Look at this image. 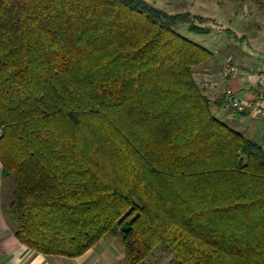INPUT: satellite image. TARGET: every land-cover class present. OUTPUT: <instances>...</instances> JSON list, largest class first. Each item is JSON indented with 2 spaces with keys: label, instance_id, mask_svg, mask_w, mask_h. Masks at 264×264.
<instances>
[{
  "label": "trees",
  "instance_id": "16d2710c",
  "mask_svg": "<svg viewBox=\"0 0 264 264\" xmlns=\"http://www.w3.org/2000/svg\"><path fill=\"white\" fill-rule=\"evenodd\" d=\"M206 20L144 0H0V161L19 242L72 259L120 237L127 264L161 249L176 264H264V148L215 115L235 113L197 78L217 48L177 32L209 34Z\"/></svg>",
  "mask_w": 264,
  "mask_h": 264
},
{
  "label": "rangeland",
  "instance_id": "374dc122",
  "mask_svg": "<svg viewBox=\"0 0 264 264\" xmlns=\"http://www.w3.org/2000/svg\"><path fill=\"white\" fill-rule=\"evenodd\" d=\"M149 4H152L160 9L165 10L167 13L176 14V13H188L192 20L193 15L203 16L207 20L202 26L208 27L210 33L206 35H196L189 31V26L183 24L177 28V32L190 38L195 42L201 44H206L211 49L219 51L217 55V60L219 63H224L228 57L226 63L241 64L245 61L248 63V67L251 69L257 70L259 68L257 52L254 48L248 46L244 41L237 39V33H232L228 31L226 27L229 23L228 20H231V24L234 29H238L237 25H242L246 21H252V19L258 21L259 17L254 15L256 12L254 0H144ZM225 6V7H221ZM245 8L247 9V14L245 13ZM246 15H245V14ZM211 17H215V20H212ZM244 16V17H242ZM222 19V21L218 20ZM247 19V20H245ZM225 21V22H224ZM196 24H199V20H194ZM262 30L259 31V34L264 36V22L261 20ZM250 32V37L256 36L257 33L253 34ZM236 62V63H235ZM238 62V63H237ZM217 117L226 122L229 126L233 127L238 132L242 133L244 136L254 140L259 143L264 148V120L261 118H250L242 117L241 115H234L226 111L217 112L213 111ZM108 237L103 239L101 246L98 251L101 250L102 245L109 247L110 242ZM114 247L111 252L115 257V264H127L124 256L123 243L120 237L117 240H112ZM116 241V242H115ZM116 243V244H115ZM103 246V247H104ZM145 264H176L172 255L164 250H158L154 255L147 260Z\"/></svg>",
  "mask_w": 264,
  "mask_h": 264
},
{
  "label": "crops",
  "instance_id": "0c3cea01",
  "mask_svg": "<svg viewBox=\"0 0 264 264\" xmlns=\"http://www.w3.org/2000/svg\"><path fill=\"white\" fill-rule=\"evenodd\" d=\"M254 4L256 5V12H254V15L259 17V20H254L253 24L259 25L261 24V20L264 22V0H254ZM246 10L247 9L245 8L244 11L247 14ZM215 17L209 16V18L215 20L214 22L216 23L217 19ZM218 20L222 21V19H219V17ZM230 22L231 21L229 19L227 22L229 24L226 29L234 34L237 33L235 32V30H237L239 32L237 39L244 41L248 46L254 48V50L257 52V55H260V57L258 56L257 61V63L260 65L259 68L257 70L251 69L248 67V63L245 61L244 63L238 64L240 69V74L238 77L225 80L222 77V69L226 61L232 58L228 57L222 64L219 63L216 58L207 71L197 74V78H207L217 83L220 87L230 88L233 93H236L239 100H243L244 98L251 97L252 93L254 92L251 81L254 73L259 70H264V36L259 34L258 31L255 32L257 33L256 36L250 37L251 28L248 27V29H250L248 30L242 25H237L238 29H234ZM244 23L247 24L246 21ZM224 92L225 91L221 89V93L218 95H215L214 91L212 90H208L207 93L213 100L214 97L218 98L221 95L226 96ZM218 111L223 112L226 110L221 109ZM234 115H241L242 117L250 118H261L264 120L263 117L252 114L251 109H247V111L241 114L235 113ZM12 186L13 181L11 178L4 175L3 165L0 161V264H115V257L113 256L114 254L111 252V250L115 246L112 240H117V237L108 238V241L110 242L109 247L102 245L101 250L98 251L97 248L101 246V242L103 241L101 240L96 246L87 251L84 255L72 259L54 255L47 256L28 249L16 238L10 217L6 212V206L12 199Z\"/></svg>",
  "mask_w": 264,
  "mask_h": 264
},
{
  "label": "built area",
  "instance_id": "2783aa9c",
  "mask_svg": "<svg viewBox=\"0 0 264 264\" xmlns=\"http://www.w3.org/2000/svg\"><path fill=\"white\" fill-rule=\"evenodd\" d=\"M239 74L240 69L237 64L225 63L223 66L222 77L225 80L234 79L238 77ZM200 81L203 86L214 91L215 95L220 94L221 89L225 91L224 93L227 96V101L224 106L233 113L241 114L247 111V109H251L252 114L264 118V70H259L254 73L251 80L254 92L251 97L244 98L243 100H239L236 93L233 94L230 88L220 87L217 83L207 78H201Z\"/></svg>",
  "mask_w": 264,
  "mask_h": 264
}]
</instances>
